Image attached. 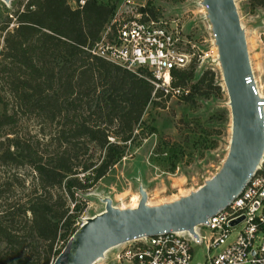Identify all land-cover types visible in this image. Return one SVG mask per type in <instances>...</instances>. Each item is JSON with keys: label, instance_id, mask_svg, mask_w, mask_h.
<instances>
[{"label": "trees", "instance_id": "obj_1", "mask_svg": "<svg viewBox=\"0 0 264 264\" xmlns=\"http://www.w3.org/2000/svg\"><path fill=\"white\" fill-rule=\"evenodd\" d=\"M26 2L0 49V128L15 124L19 110L35 109L51 129L41 149L13 139L0 154L6 163L19 158L30 175L27 186L14 179L0 185V198L17 186L26 194L0 203V264H52L77 229V195L125 156L154 98L165 100L154 93L147 71L137 74L91 53L114 6L96 0L76 9L67 0ZM249 3L264 10V0ZM194 63L172 71V85L184 90L186 102L207 76L193 83Z\"/></svg>", "mask_w": 264, "mask_h": 264}, {"label": "rangeland", "instance_id": "obj_2", "mask_svg": "<svg viewBox=\"0 0 264 264\" xmlns=\"http://www.w3.org/2000/svg\"><path fill=\"white\" fill-rule=\"evenodd\" d=\"M96 1L110 4L116 11L124 7V0ZM132 1L135 9H146L156 19L178 26L183 50L194 53L193 83L206 72L207 76L190 102L184 101L181 95L167 96L165 100L154 98L147 106L135 131V141L128 147L125 156L92 187L77 195L75 203L79 206L73 212L77 215L74 224L76 228L86 219L104 211L105 198H109L118 209L138 202L139 187L146 192V204L150 207L170 203L197 191L219 171L229 149V99L222 79L217 46L202 0ZM234 2L245 31L249 58L256 75L263 79L264 57L258 51V37L264 31V10L252 8L249 0ZM26 3V0H10L7 3L0 0V49L3 47L6 32L15 26L16 13ZM4 98L7 108L10 109L12 102L8 100L7 94ZM154 101H162V104L156 105ZM50 127L37 116L35 109L26 112L19 110L15 124L0 128V154L10 146L13 139H17L21 146L30 145L36 148L38 145V149H41L46 141L44 136L47 138ZM10 151H15V148L10 147ZM18 161L20 163L12 164L0 160V185L14 179L21 180L27 186L30 179L27 166L19 158ZM25 196L24 190L18 186L17 189L12 187L10 191L2 194L0 203L9 205L17 199L23 200ZM63 245L62 240L57 249H61ZM124 245L125 242L114 249H108L104 257L94 264H117L112 260L113 253ZM195 250L194 260L203 261L204 249L196 247Z\"/></svg>", "mask_w": 264, "mask_h": 264}, {"label": "built area", "instance_id": "obj_3", "mask_svg": "<svg viewBox=\"0 0 264 264\" xmlns=\"http://www.w3.org/2000/svg\"><path fill=\"white\" fill-rule=\"evenodd\" d=\"M86 1L67 0V4L76 9ZM122 6L125 9L115 8L91 53L137 74L147 71L154 93L182 95L184 90L172 85V71L186 68L194 53L183 50L178 26L156 19L146 9H135L132 0H124ZM258 44L264 57V31ZM249 61L251 76L245 81L253 84L252 92L259 101L264 100V78L256 75ZM256 106L264 127V104ZM196 247L204 249L203 261L194 260ZM112 260L117 264H264V151L241 192L224 209L195 226L194 233L171 231L135 238L114 252Z\"/></svg>", "mask_w": 264, "mask_h": 264}, {"label": "water", "instance_id": "obj_4", "mask_svg": "<svg viewBox=\"0 0 264 264\" xmlns=\"http://www.w3.org/2000/svg\"><path fill=\"white\" fill-rule=\"evenodd\" d=\"M6 3L10 0H4ZM211 24L222 79L229 99L231 138L219 171L197 191L170 203L146 204L139 187L136 208L118 209L105 198V209L86 219L68 239L52 264H94L119 244L164 232L188 231L224 209L241 192L249 174L258 166L264 151V127L253 94L246 36L234 0H202ZM167 78V77H165Z\"/></svg>", "mask_w": 264, "mask_h": 264}, {"label": "bare ground", "instance_id": "obj_5", "mask_svg": "<svg viewBox=\"0 0 264 264\" xmlns=\"http://www.w3.org/2000/svg\"><path fill=\"white\" fill-rule=\"evenodd\" d=\"M203 6V5H202ZM217 53H218V49H217ZM220 64V63H219ZM258 70V69H257ZM183 197H185V196H183ZM136 199V198H135ZM133 202V201H132ZM137 204H138V202L137 201H135L131 206H129V207H127V208H136V206H137ZM127 208H125V209H127ZM120 245V244H119ZM119 245H117V246H114V247H112V248H110V249H114V248H116V247H118Z\"/></svg>", "mask_w": 264, "mask_h": 264}]
</instances>
